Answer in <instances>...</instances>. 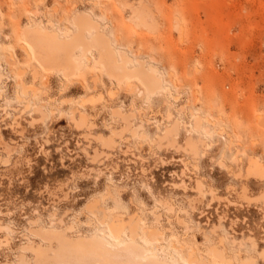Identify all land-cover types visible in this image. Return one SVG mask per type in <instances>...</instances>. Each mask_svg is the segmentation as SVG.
Returning a JSON list of instances; mask_svg holds the SVG:
<instances>
[{"label":"rangeland","instance_id":"rangeland-1","mask_svg":"<svg viewBox=\"0 0 264 264\" xmlns=\"http://www.w3.org/2000/svg\"><path fill=\"white\" fill-rule=\"evenodd\" d=\"M117 1L0 0V73L4 75L0 80V159L10 157L8 164L0 163V220L15 228L11 246L23 242L29 220L37 219L38 224L49 227L51 212L63 218L62 225L55 228L79 221L77 230L91 235L96 229L84 224L87 216L81 210L88 201L101 199L108 189L120 201L118 206L109 197L101 202L109 217L115 212L128 216L140 210L144 213V228L157 227L164 233L159 242H151L141 233L144 246L166 249L170 241L182 244L188 248L171 252L184 262L190 247L207 258L203 245L215 244L220 235L227 240L233 264L239 263V250L257 257L264 249V206L258 199L264 192V179L245 180L232 177V172L241 174L250 156L260 159L264 167V129L257 123L260 116L264 118V0H142L153 12L154 32L134 27L128 11ZM77 9L91 10L107 26L117 49H125L133 59H153L170 76L164 85L171 89L172 97L161 93L146 101L138 81H130L129 86L110 85L102 69H93L91 63L74 77L66 78L59 72L44 71L34 59L27 61L20 47V30L27 19L51 17L60 29L71 23ZM27 50L31 53L29 46ZM33 66L40 69L34 80ZM24 85L30 88L26 94L22 92ZM31 88L36 91L34 95ZM110 90L114 94L108 97ZM90 94H99L104 100L92 111L86 109L91 111L89 118L95 115L91 118L93 126L86 132L73 128L70 112L83 109L80 101ZM27 100L30 105L26 109L23 106ZM33 104L42 105L45 113L41 120ZM117 107L125 113L135 112L131 122H144L145 137L138 139L125 133L124 140L116 139L115 147L104 151L94 137L108 136V127L120 130L122 122L111 115V109ZM168 113L172 119H167ZM190 113L201 120L200 134L188 132ZM175 119L183 125L174 146L167 145V141L157 144L154 136ZM205 130L212 131L207 138L202 136L209 134ZM188 136L198 142L194 159L183 151ZM207 142L209 147L205 148ZM82 148L88 153L99 149L98 164L89 162ZM196 180L204 184L205 190L215 191L216 198L211 201L207 193L202 198L196 196ZM182 181L186 190L172 188L173 182ZM242 187L248 200L237 196ZM197 198L191 211L189 201ZM161 199L172 204V211L157 203ZM154 205L161 215V225H155L148 214ZM185 210L186 216L182 213ZM95 215L91 218L98 222L102 214ZM176 215L189 223L184 238L175 234L170 237L165 232L170 223L177 234H184ZM213 225L220 228L212 232ZM248 237L255 241V248L246 241ZM232 240H236L234 244ZM13 250L0 251V261H14ZM28 256L31 258V254ZM257 264L264 261L258 260Z\"/></svg>","mask_w":264,"mask_h":264},{"label":"bare ground","instance_id":"bare-ground-1","mask_svg":"<svg viewBox=\"0 0 264 264\" xmlns=\"http://www.w3.org/2000/svg\"><path fill=\"white\" fill-rule=\"evenodd\" d=\"M36 1L38 0H35V2ZM117 2L123 10L128 11V20L134 25V27H136L137 29L146 30L148 32L155 31L156 24L153 19V12L149 10V7L142 0H137L135 2H121L118 0ZM20 38L23 43L20 45V47L25 52L26 60L30 61L34 59L44 71L59 72L64 77L71 78L83 71L86 64L91 63L93 69H102L103 75L110 85L125 84L129 86L132 85L130 81H138L143 89V96L146 101H150L152 98L156 97L161 93H165L168 96L172 97L171 89L168 86L164 85L165 79L167 78L169 80L170 76L165 74L164 71L158 67V65L153 59H133L125 49H117L116 47H114L109 35L107 34V26L105 24H102L98 19H96L92 15L91 10H74L71 16V23L68 25L63 24L60 29H58L55 23L52 22L51 17H42L38 20L28 18L26 23L20 30ZM27 46L31 48V53L28 52ZM90 55H94V58L90 57ZM39 73L40 69L36 66H33V80ZM2 76L4 75L0 73V80ZM24 86L25 87H23L22 92L26 94L27 89L30 90V88H28V85ZM34 90H32L31 88V95H34V93L36 92ZM113 94L114 92L110 90L108 92V97L113 96ZM19 99L17 101H20ZM103 100L99 94H90L80 101V106L83 109H74L72 111L70 110V119L73 123V128L82 129L86 132L89 131L93 126L91 123V118H94V113H97L98 110L96 111L95 109L94 113H92L94 116L90 118L89 113H91L92 109L97 106L95 104ZM31 102L33 103V101ZM25 104L26 105H24L23 107L27 109V107L30 105V102L27 100ZM31 106H34L35 112H39L41 114H39L41 120L42 117H44L45 113L43 112L42 105L36 106L33 104ZM87 108H89L91 111L87 112ZM117 108L118 109L116 110L111 109V115L122 122V125L120 124V130L118 129L117 131L116 128L108 127V125V136L103 137L98 134L99 136L94 137V140L101 146L99 148L105 149L104 151H108L114 148L117 144L116 139L124 140L123 135H125V133H128L129 136L133 138L139 139L145 137V128L143 124L144 122H142L141 120L138 124H133V121L131 122L133 116L135 115V112L133 113L129 110L126 111L129 113H125L119 107ZM170 118V113H168L167 119ZM179 119H175L173 122L169 121L171 124L167 123L165 127L160 130V135L156 133L157 135L154 136V140L157 144L162 143V141H167V145L170 146L174 143L177 132L179 128L183 125V122ZM156 122H154V125H156L155 128L158 129V125L156 124ZM257 123L264 129L263 117L260 116L257 119ZM201 125V120L198 115L195 113H190V122L187 126L188 132L191 134H200L199 129L201 128ZM205 132H208L209 134H201L203 138H207V136L212 133V131L210 130H205ZM0 139L2 140V138ZM185 141V143L183 142L185 144L183 151L191 155L193 159L196 158V156L198 155V142L191 139L189 136L188 139ZM44 142L46 144V140ZM207 143L208 144L205 145V148L209 147L210 142ZM82 149L83 153L89 159V162H96L98 164V157L100 156L99 149L96 148V150H94V148L92 153H88L86 151V148ZM10 155L11 154H9V156ZM5 157L3 156V159L1 158L3 161H1L0 159V163H3V165H5L4 163H7L8 159H10V157ZM234 160L235 158L233 157L232 161ZM228 167L226 169H228ZM101 175L102 174L100 173V176ZM232 175V177H242L245 180H247V178L249 177H252L253 179L258 178L262 181V179H264V167L262 166L260 159L250 156L247 159V163L243 172H241V174L240 172H232ZM64 183L66 185L67 182H63L62 184ZM194 185V189L197 193L196 196L198 195V197L202 198L204 193H207V195H210L211 201L216 198V194L214 193L215 191H213L212 189H208L206 186L205 187L207 188V190H205L204 184H202L201 181L196 180ZM62 186L60 187V189L62 188ZM172 188H180L182 190H186V185L183 181L180 184H174L173 182ZM245 189L246 188L242 187L240 189V192L237 193L239 199L248 200ZM188 190L190 191V189ZM106 197H109L111 199L114 206H118L120 204L119 199L112 195L107 189L105 195L101 199H94L88 201L84 205L83 210H81V212L84 211V215L87 216V221L84 224L87 226L93 225L92 227L96 229L91 235L81 233L77 230V223H79V221H71L70 223H68V225H64L60 229L55 228L54 226L57 224L62 225L63 218L61 217L62 219H60L56 217L54 212H51L49 213V221L51 223L49 227H45L40 223L38 224L37 219L29 220L28 223L30 225V228L28 229V232H23V242L20 243L18 247H14L17 249L16 251H14V248L11 246V243L13 240L12 235L14 234L15 228L13 227V229V225L9 223H3L0 220V251L13 250V253H16V255L14 256V261L5 258L3 261H0V264H213L214 262H216L217 264H233L231 256L229 255L226 249L227 240L224 236L220 235H218V240L215 244L203 245L206 254L209 255L207 258H202L198 256L195 251V248L190 247V251L188 252L184 262L181 261L179 256L172 253L174 250L183 251L185 248H188L182 244L176 245L173 241H170L166 249L158 248V245H154L152 247L144 246L143 243L140 241L141 233H145L146 238L149 241L159 242L160 238L164 235L162 230L157 227L144 228L142 226L144 213L138 208L137 209L139 210V212H133L131 215L128 216H125L123 213L115 212L111 217H109L107 212L105 211V208L101 205V202L104 201ZM110 199L108 201H110ZM198 199L199 198L189 201V209L191 211L195 208V203L198 202ZM253 199L255 200V198ZM258 199L262 201V206H264V192L259 195ZM165 200L161 199L156 201L157 203L163 205L167 209V211H172V204H170L169 201L167 202ZM200 201L201 199L199 200V202ZM208 202L210 203V200H208ZM227 203L230 204L232 202L227 201ZM156 208L158 207L154 205V207L148 211V214L153 218L155 225H161V215L156 211ZM96 212H100L102 214V217L99 218L98 222H96L95 220L93 222L91 215H95ZM67 213L68 212H65L64 214ZM182 213H184L185 216L188 215V211L186 210ZM176 218L178 222L184 226V234H177V230L174 231L172 227L173 225H171L170 223L168 224V227L166 228L165 232L167 231L170 237L175 234L181 238H184L189 229V223L184 219H179L177 215ZM219 228V225H213L212 232H216ZM20 234L22 233H19L18 235ZM204 238L206 239V237ZM235 241L236 240H232V244H234ZM246 241L252 248L256 247L253 238L248 237L246 238ZM158 251L160 252L158 253ZM28 253L31 254V258H29ZM237 256L239 257L238 264H257L258 260L264 261V249H262L258 253L257 257L249 256L247 253L242 252L241 250L238 251Z\"/></svg>","mask_w":264,"mask_h":264}]
</instances>
